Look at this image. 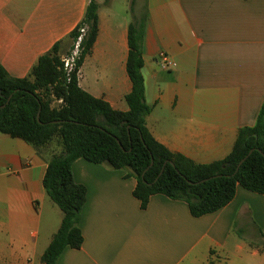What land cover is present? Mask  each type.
<instances>
[{
	"label": "crops",
	"instance_id": "0c3cea01",
	"mask_svg": "<svg viewBox=\"0 0 264 264\" xmlns=\"http://www.w3.org/2000/svg\"><path fill=\"white\" fill-rule=\"evenodd\" d=\"M96 1L99 33L79 86L128 111V31L137 21L152 136L197 164L224 160L264 103V0H134L133 10L132 0ZM89 3L0 0V67L11 78L28 77L69 40ZM162 53L176 65L164 69ZM50 159L0 134V264H43L63 220L43 186ZM73 174L87 189L84 242L67 248L58 264H264L262 194L239 187L226 207L197 218L185 202L163 195L143 210L126 170L80 159Z\"/></svg>",
	"mask_w": 264,
	"mask_h": 264
},
{
	"label": "trees",
	"instance_id": "16d2710c",
	"mask_svg": "<svg viewBox=\"0 0 264 264\" xmlns=\"http://www.w3.org/2000/svg\"><path fill=\"white\" fill-rule=\"evenodd\" d=\"M132 5L133 10L134 0ZM98 12L97 1L90 0L83 20L68 37L76 43L81 29H87L69 75L60 42L39 59L26 78H11L0 67V134L24 140L38 150L57 137L63 147L60 155L50 159L43 180L46 193L63 212L43 264H58L67 248L78 250L83 245L80 219L87 189L73 174V165L80 159L128 171L127 177L137 181L134 196L143 210L153 196L163 195L185 202L192 216L199 218L226 207L239 187L264 195V103L256 124L239 130L232 152L222 161L197 164L171 152L152 136L146 120L152 107L145 101L142 27L137 21L128 31L127 73L132 83V91L125 97L128 111L113 109L79 86L80 68L99 33ZM53 100L60 104L52 107ZM261 249L264 251V242Z\"/></svg>",
	"mask_w": 264,
	"mask_h": 264
},
{
	"label": "rangeland",
	"instance_id": "374dc122",
	"mask_svg": "<svg viewBox=\"0 0 264 264\" xmlns=\"http://www.w3.org/2000/svg\"><path fill=\"white\" fill-rule=\"evenodd\" d=\"M75 45L72 40H68L62 47L66 46L67 54L65 57L61 56V59L69 58L75 50ZM65 48V47H64ZM60 102L53 100L52 107H57ZM41 152L47 153L50 158L54 155H60L63 152V147L60 143V140L57 137H54L49 143L40 148Z\"/></svg>",
	"mask_w": 264,
	"mask_h": 264
},
{
	"label": "built area",
	"instance_id": "2783aa9c",
	"mask_svg": "<svg viewBox=\"0 0 264 264\" xmlns=\"http://www.w3.org/2000/svg\"><path fill=\"white\" fill-rule=\"evenodd\" d=\"M86 31L87 29L86 28H83L81 29V35L80 37L78 38V41L76 42V45H75V50L74 52L72 53V55L69 57V58H65L63 59V62H64V69H65V72L69 75L71 72H73L74 68H75V65H76V60L78 59L79 57V53H80V43L82 42V39L84 37V35L86 34ZM161 60H162V67L164 69H170L172 67H174L176 64L174 62H172L169 57L162 53L161 54Z\"/></svg>",
	"mask_w": 264,
	"mask_h": 264
},
{
	"label": "water",
	"instance_id": "95a60500",
	"mask_svg": "<svg viewBox=\"0 0 264 264\" xmlns=\"http://www.w3.org/2000/svg\"><path fill=\"white\" fill-rule=\"evenodd\" d=\"M39 118H40V113H39V115H38V120H39ZM253 151H254V150L250 151L249 155H250ZM249 155H248V156H249ZM248 156H247L246 158H244V159L240 162L237 171L239 170L240 166L245 162V160L248 158ZM152 164H153V163H152ZM203 182H205V181H202V183H203ZM190 184H192V182H190ZM196 184H199V183H196Z\"/></svg>",
	"mask_w": 264,
	"mask_h": 264
}]
</instances>
